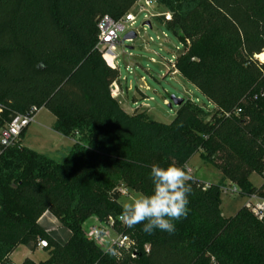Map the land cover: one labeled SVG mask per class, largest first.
Instances as JSON below:
<instances>
[{"label":"trees","instance_id":"16d2710c","mask_svg":"<svg viewBox=\"0 0 264 264\" xmlns=\"http://www.w3.org/2000/svg\"><path fill=\"white\" fill-rule=\"evenodd\" d=\"M137 1L0 0L2 119L44 108L53 132L73 141L61 162L24 147L0 155V264L38 241L47 254L38 264H264V218L220 209L226 184L241 200L264 199V0H155L171 20H154L184 46L177 75L210 105L183 100L167 125L122 110L111 94L118 70L96 49L97 20H118ZM195 155L221 177L208 188L188 182L187 217L173 234L120 220L119 190L150 195L153 165L187 169ZM46 213L65 240L38 223ZM89 219H111L114 234L129 239L128 248L108 246L119 258L85 238Z\"/></svg>","mask_w":264,"mask_h":264},{"label":"rangeland","instance_id":"374dc122","mask_svg":"<svg viewBox=\"0 0 264 264\" xmlns=\"http://www.w3.org/2000/svg\"><path fill=\"white\" fill-rule=\"evenodd\" d=\"M65 8L67 11L74 10L71 4L66 5ZM156 11L168 12L158 5ZM143 15L144 13L136 16L132 28L137 33L136 38L120 44L115 51L120 81L117 83V91H113V96L121 108L130 115L134 112H145L154 121L166 125L171 123L177 111L174 106L168 107L171 97L190 100L210 108L205 99L181 76L170 75L172 69L167 61L170 60L172 53H175L174 48L180 43L157 20L150 21V28L148 26L143 28ZM162 33L167 34L166 39L163 38ZM183 49L181 53L184 52ZM53 124L54 117L46 109H39L33 122L25 130L20 146L61 162L73 142L53 132ZM187 168L194 180L204 184H215L221 177L214 167L203 164L198 155L189 160ZM250 181L254 187H259L262 183V180L255 176H252ZM127 194L119 200L122 207L125 203L142 196L133 192H127ZM220 200V209L224 216L234 215L244 203V200L226 195H221ZM92 224L94 219H89L83 228L87 229ZM56 226H58V232L48 231L59 234L58 238L65 240L67 231L58 221ZM112 238L115 237L112 236Z\"/></svg>","mask_w":264,"mask_h":264},{"label":"built area","instance_id":"2783aa9c","mask_svg":"<svg viewBox=\"0 0 264 264\" xmlns=\"http://www.w3.org/2000/svg\"><path fill=\"white\" fill-rule=\"evenodd\" d=\"M157 3L155 0H138L130 8V10L125 13L120 19L113 20L108 16L100 17L96 23L97 29V43L96 49L101 54L105 63L117 69L115 59L117 55L115 54L116 47L122 44L121 40L125 34L128 33H137L133 30L135 24V19L138 14L144 13V21L142 27L145 26V23H149L151 20L156 18L162 19V24L171 20V15L168 12L158 13L156 11ZM163 26V25H162ZM151 26H149L150 28ZM164 39L167 38L166 33H162ZM183 44L180 43L179 46L174 48L170 60L167 63L170 65L172 72L171 76L177 75L175 69V61L178 55L181 54L183 49ZM117 82L112 84L111 94L113 96V91H117ZM114 97V96H113ZM39 109L32 107L25 114H13L10 116L8 121L2 119L4 113V107L0 105V155L9 148H20L21 134L25 132L28 126L33 122L34 116ZM239 112V111H238ZM187 171L190 170L187 168ZM191 173V172H190ZM209 185L205 184V188H208ZM221 195H226L230 198H236L239 195V188L233 184H226L224 187L220 188ZM121 197L127 196V191L124 189L119 190ZM243 207L247 209L257 220H262L264 218V199L259 198L256 195H250L243 199ZM113 221L108 219L105 223H98L96 225L89 226L85 232L84 236L87 240L94 242L96 245L106 248L110 245H117L118 247L128 248L130 241L126 237H122L114 234L113 231ZM112 236L115 238L113 239ZM37 247L43 249L46 247L45 241H38ZM147 251V249H145Z\"/></svg>","mask_w":264,"mask_h":264},{"label":"clouds","instance_id":"9594fccd","mask_svg":"<svg viewBox=\"0 0 264 264\" xmlns=\"http://www.w3.org/2000/svg\"><path fill=\"white\" fill-rule=\"evenodd\" d=\"M150 176L154 185L152 194L125 203L119 218L128 227L143 224L142 231L148 234L156 229L173 234V222L187 217L188 196L192 191L188 182L192 175L186 168L170 164L166 168L153 165ZM103 251L116 258L121 255L116 248L106 247Z\"/></svg>","mask_w":264,"mask_h":264},{"label":"crops","instance_id":"0c3cea01","mask_svg":"<svg viewBox=\"0 0 264 264\" xmlns=\"http://www.w3.org/2000/svg\"><path fill=\"white\" fill-rule=\"evenodd\" d=\"M123 110V109H122ZM124 111V110H123ZM125 112V111H124ZM126 113V112H125ZM128 115H130L129 113H126ZM69 139V138H67ZM71 142L72 139H70ZM43 228H45L46 230H56L58 229V226H56L57 224V220L52 217L49 214H44L39 222H38ZM98 224V222L94 219V224L92 225H96ZM86 230V229H84ZM65 233V232H64ZM65 238L67 237V233H65ZM57 237H59V234L56 235ZM10 261L13 264H21L25 259H29L30 261H32L34 264H38L40 262H44L47 259V254L44 252L43 249L40 248H36V250L34 252H30L27 248H25L24 246H19L16 248V250L10 255L9 257Z\"/></svg>","mask_w":264,"mask_h":264},{"label":"water","instance_id":"95a60500","mask_svg":"<svg viewBox=\"0 0 264 264\" xmlns=\"http://www.w3.org/2000/svg\"><path fill=\"white\" fill-rule=\"evenodd\" d=\"M145 26H150L149 23H145ZM136 38V35L135 33H128V34H125L123 37H122V40L121 42L124 43V42H130V41H133L134 39ZM183 100L182 99H175L173 97L170 98V103L168 104V107L170 108L171 106H174L176 108H178L181 104H182Z\"/></svg>","mask_w":264,"mask_h":264},{"label":"bare ground","instance_id":"6f19581e","mask_svg":"<svg viewBox=\"0 0 264 264\" xmlns=\"http://www.w3.org/2000/svg\"><path fill=\"white\" fill-rule=\"evenodd\" d=\"M257 59H258L260 62L264 63V53H261L260 55H258V56H257Z\"/></svg>","mask_w":264,"mask_h":264}]
</instances>
